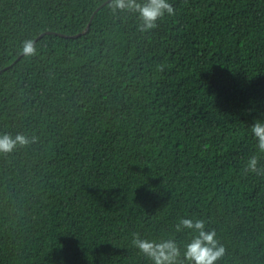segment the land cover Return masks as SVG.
I'll list each match as a JSON object with an SVG mask.
<instances>
[{"label": "trees", "instance_id": "trees-1", "mask_svg": "<svg viewBox=\"0 0 264 264\" xmlns=\"http://www.w3.org/2000/svg\"><path fill=\"white\" fill-rule=\"evenodd\" d=\"M0 0V264H152L137 239L214 231L264 264V0ZM31 40L34 52L21 49ZM256 157L255 170L248 168Z\"/></svg>", "mask_w": 264, "mask_h": 264}, {"label": "clouds", "instance_id": "clouds-1", "mask_svg": "<svg viewBox=\"0 0 264 264\" xmlns=\"http://www.w3.org/2000/svg\"><path fill=\"white\" fill-rule=\"evenodd\" d=\"M114 9L134 8L138 11L144 27L150 28L155 20L165 12L173 11L169 0H111ZM21 51L25 55L34 52L33 42L25 41ZM251 133L256 139L257 147L264 150V121L257 120L251 126ZM28 143L23 134H17L14 138L0 135V152L11 151L17 144ZM256 157H250L248 168L255 170ZM180 224L189 230H193L191 238L183 246V260L188 264H214L223 254V246L218 245L214 231H205L203 221L197 219L181 218ZM137 247L152 261V264H183L180 260L181 249L174 239L165 238L159 240L137 239Z\"/></svg>", "mask_w": 264, "mask_h": 264}]
</instances>
